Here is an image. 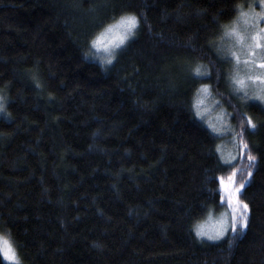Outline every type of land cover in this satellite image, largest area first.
Instances as JSON below:
<instances>
[{"label":"trees","instance_id":"trees-1","mask_svg":"<svg viewBox=\"0 0 264 264\" xmlns=\"http://www.w3.org/2000/svg\"><path fill=\"white\" fill-rule=\"evenodd\" d=\"M253 1L0 0V233L22 264H264V108L231 92L217 47ZM128 12L142 23L113 63L86 57ZM196 65L211 78H192ZM201 82L234 135L242 115L256 124L251 178L239 144L221 164L195 117ZM234 170L247 228L231 247L230 229L200 241L192 226L228 208L218 178Z\"/></svg>","mask_w":264,"mask_h":264},{"label":"snow or ice","instance_id":"snow-or-ice-1","mask_svg":"<svg viewBox=\"0 0 264 264\" xmlns=\"http://www.w3.org/2000/svg\"><path fill=\"white\" fill-rule=\"evenodd\" d=\"M260 6L262 9L261 12L253 14V27L258 28V31L251 35L250 40L252 43H248V37L240 35L235 26L226 30L224 33L227 37L235 36L236 42L250 49L248 55L253 57L256 55L255 51L251 50L253 47L254 49H264V35H262L264 34V27L260 26L261 24H264V0H260ZM240 15L248 16L249 14L241 11ZM141 23V16L134 12L123 13L118 17H114L109 23L101 26L100 30L92 35L89 43V51L85 53L86 57L91 56L99 59L101 66L111 65L117 58L119 51L123 50L129 42L137 36ZM224 51L226 54L222 57V59L227 61L228 50ZM101 53H103V55H99ZM230 54L232 57H235L237 63H239V56L237 53L235 51H231ZM244 63L246 65L255 64L256 67L264 69V59H261L258 63L255 60L250 61L246 59ZM190 75L197 81H203L204 79L211 78V72L203 68L201 65H196L192 68ZM246 79L259 81L261 84H264V73L255 76L248 75ZM231 81L234 86V91L236 92H239L247 87L245 79L239 77L238 70L237 73L231 77ZM210 89V84L201 82L200 88L197 89V97L194 99L192 104V110L195 117L207 125L209 133L215 138H220L224 131H234V129L217 127V125L212 123L210 120L204 119L205 113L208 109L202 106L205 104L207 97L211 95ZM248 96V92L245 91L244 96L241 97V99H246ZM256 98L264 100V89H261V94H258ZM5 107V98L0 97V113L5 111ZM224 115L230 114L221 113V115L217 117V120L220 121ZM247 128L255 129L256 124L250 116L242 115L240 131L236 132L232 139L234 142H238L239 144L240 157L243 158L245 155L247 156L249 161L247 165L248 177L251 178L253 175V169L257 165V156L253 154L249 144L245 141ZM219 151L220 147L217 146V152ZM236 158V156H233L232 160H235ZM224 163L231 164L232 161H225ZM232 167L235 168V165H232ZM236 175L237 172L234 170L232 174L227 177V183L224 177L218 178L220 184V203L221 206L227 203V206L232 213L230 223L228 217L225 215L218 222L220 225L219 229L215 232V234H210L204 230L203 223L198 221L193 224L191 229L197 239L201 241L204 239L209 241L222 240L226 237V234L230 229L233 233L232 237L228 239L229 247H231L238 236L247 228L250 209L249 205L240 199V197L242 195V189L246 187L248 181H241L237 184L234 179ZM209 218H211V214H209ZM0 261L7 262V264H20L14 244L10 241V239H7L4 234H0Z\"/></svg>","mask_w":264,"mask_h":264},{"label":"rangeland","instance_id":"rangeland-1","mask_svg":"<svg viewBox=\"0 0 264 264\" xmlns=\"http://www.w3.org/2000/svg\"><path fill=\"white\" fill-rule=\"evenodd\" d=\"M247 7L245 9L240 10L238 12L237 18L229 24L225 30H229L232 27H236L237 31L240 35H244L248 37V43H252L250 40L251 35L258 31V28L253 27V14L254 13H259L261 12V6H260V0L253 1L246 5ZM254 6V7H250ZM243 11L245 13H248V16H241L240 12ZM247 21V23H246ZM260 26L264 27V24H261ZM264 35V34H262ZM218 55L222 59V57L226 54L224 50H228L227 55H228V60L225 61V63L228 64V70L226 72L227 76V81L230 85V90L231 92L236 96V98L242 102L243 105L254 102L257 105L261 106L264 108V100L257 99V95L261 94V89H264V84H261L259 81H254V80H248L246 77L248 75H258L261 73H264V69H260L255 66V64H249L246 65L244 61L247 60H255L257 63L261 60L264 59V49H251L254 50L256 55L249 56L248 53L250 49H248L245 46H242L236 42V37H227L223 34V36L220 38L218 41ZM231 51H235L237 55L239 56V63H237L236 58L231 56ZM103 55V53L99 54ZM96 59V58H94ZM97 61H100L99 59H96ZM237 70L239 72V77L245 79V83L247 87L245 89H242L239 92L234 91V86L231 81V77L237 73ZM247 91L249 96L246 99H241V97L244 96V92ZM1 97V95H0ZM197 97V95H196ZM208 109V111L205 113L204 119L210 120L212 123L216 124L217 127H222L224 129L230 128L233 129V126L230 122V115H224L222 116L221 120L218 121L217 117L221 115V113L229 114L226 109L221 105V103L215 99L212 95L208 96L207 99L205 100V104L202 106ZM0 117H5V111L3 113H0ZM204 125L207 127V125L204 123ZM233 136L234 132L233 131H224L223 135L218 139V145L220 147V151L217 152L219 161L223 165H229L227 163H224L225 161H232V163L235 160H232L233 156L237 157L238 153V143L233 141ZM227 183V181H226ZM226 195V194H225ZM227 199V196H226ZM228 217L229 223L231 220V211L229 208L223 207L220 212H213L211 214V218H209V215L206 216L205 219L201 221L204 226V230L209 232L210 234H215V232L219 229V221L224 217ZM1 234V233H0ZM9 239V238H7ZM199 240V239H198ZM11 241V240H10ZM201 241V240H200ZM221 240L217 241H209L207 239H204L203 242L205 243H217ZM12 242V241H11ZM15 246V245H14ZM16 248V247H15ZM17 252V250H16ZM18 255V252H17ZM19 257V255H18ZM20 264H22V261L20 260ZM7 264V262H4Z\"/></svg>","mask_w":264,"mask_h":264}]
</instances>
